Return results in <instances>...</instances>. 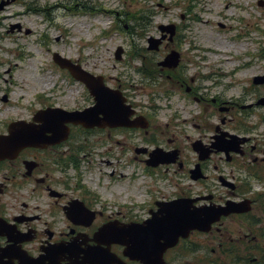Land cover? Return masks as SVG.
<instances>
[{
    "label": "rangeland",
    "instance_id": "obj_1",
    "mask_svg": "<svg viewBox=\"0 0 264 264\" xmlns=\"http://www.w3.org/2000/svg\"><path fill=\"white\" fill-rule=\"evenodd\" d=\"M257 1L10 0L0 7V132L12 120H30L39 108L74 109L91 103L84 84L53 60L58 52L103 75L108 84L125 88L152 117L158 140L171 136L173 129L190 133L191 118L201 113L203 103L195 96H237L247 78L264 68V8ZM167 23L176 26L175 40L164 41L158 50L148 49V37L159 36L158 25ZM119 45L124 49L121 59L115 57ZM172 48L181 52L185 74L202 87L198 95L173 84L169 73L155 71L157 60ZM208 71L216 79L210 84L204 78ZM176 112L181 115L178 121L173 118ZM154 133L72 129L70 143L93 150L84 158L93 168V180L87 178L82 161L83 182L93 186V199L106 214L138 213V200L152 191L156 195L187 186L196 194L203 189L179 175L173 176L178 184L170 187L158 182L156 174L145 173L149 168L133 147L149 144ZM209 163L210 189L216 190L212 165L220 161L214 156Z\"/></svg>",
    "mask_w": 264,
    "mask_h": 264
},
{
    "label": "flooded vegetation",
    "instance_id": "obj_2",
    "mask_svg": "<svg viewBox=\"0 0 264 264\" xmlns=\"http://www.w3.org/2000/svg\"><path fill=\"white\" fill-rule=\"evenodd\" d=\"M177 69L173 81L183 87L187 81ZM185 89L196 94L195 86ZM263 97L264 69L255 71L237 96L217 92L209 98L200 96L202 111L191 118L190 133L173 129L171 136L156 142L165 149L158 150L157 164L150 166L159 172V180L172 186L173 175L181 171L190 177L191 167L198 163L205 176L194 180L205 188L200 196L211 192L206 183L209 164L208 159L194 157L193 151L222 150L213 152L221 163L214 165L219 184L211 200L249 209L222 214L207 231L190 230L186 238L157 252L153 263L125 243L98 234L101 224L121 218L100 209L93 201V186L83 182L80 165L93 150L49 146L0 158V264H264ZM180 117L177 112L173 116L177 121ZM186 120L182 117L181 122ZM150 151H142L145 164ZM179 195L188 194L169 191L151 196L139 213L128 212L122 221L149 217L159 202Z\"/></svg>",
    "mask_w": 264,
    "mask_h": 264
},
{
    "label": "water",
    "instance_id": "obj_3",
    "mask_svg": "<svg viewBox=\"0 0 264 264\" xmlns=\"http://www.w3.org/2000/svg\"><path fill=\"white\" fill-rule=\"evenodd\" d=\"M3 4V3H2ZM1 4V5H2ZM164 26L163 28H165ZM168 29V28H166ZM171 34L173 31H170ZM159 39L152 41L150 48H154L158 46ZM119 50L117 51V55ZM55 60L60 63L62 66L69 67L72 74L80 79H83L89 89L93 94H95L97 103L94 106L88 107L83 111H72L68 112L59 108H49L46 110H40L37 112L35 119H39V114H45L47 119L43 122L42 127L40 126L37 129H33L32 131H27L26 123L24 121H16L12 122L9 126L10 134L9 135H1L0 136V152L5 150V148H9V150H20L22 147L30 144L40 145L46 142H52L56 140V137L49 138L51 140H47L43 135V131L45 130H54L56 128V120L59 118L60 121H73L75 123L81 122L86 126L94 125L101 121V118L98 117L99 113H103L104 117L102 119L103 124L108 125H116L118 123L132 124L127 119L122 120L119 118V108L121 104V99L119 96L112 93H108L105 87L102 85V81L99 78H93L92 75L83 71L79 65L72 64L70 60L66 58L60 57L58 54L54 56ZM178 61V55L175 52H171L165 60L161 63L163 65H175ZM97 81V82H96ZM129 113V112H128ZM97 121V122H96ZM16 126H21L20 131L15 130L13 132V128ZM45 138V139H44ZM5 145H1V144ZM174 214L171 217L170 223H163V219L157 218L156 222L151 221L148 223V227L151 226H168L172 228L174 236H178L179 234H184V232L188 231L191 227L199 226L201 227L202 223L206 224L209 222L213 216L205 215L202 212H205L204 208H191L190 202L185 201H177L175 202ZM178 233V234H176ZM176 236V237H177Z\"/></svg>",
    "mask_w": 264,
    "mask_h": 264
},
{
    "label": "bare ground",
    "instance_id": "obj_4",
    "mask_svg": "<svg viewBox=\"0 0 264 264\" xmlns=\"http://www.w3.org/2000/svg\"><path fill=\"white\" fill-rule=\"evenodd\" d=\"M56 3V2H55ZM200 28H202V27H200ZM207 36H210V32L208 31V30H206L205 32H204Z\"/></svg>",
    "mask_w": 264,
    "mask_h": 264
}]
</instances>
